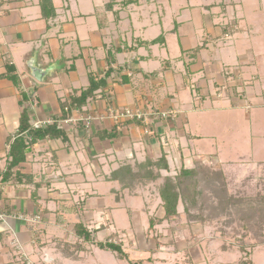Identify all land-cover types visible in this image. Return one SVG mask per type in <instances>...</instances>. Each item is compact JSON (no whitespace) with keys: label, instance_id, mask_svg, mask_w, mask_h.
<instances>
[{"label":"crops","instance_id":"1","mask_svg":"<svg viewBox=\"0 0 264 264\" xmlns=\"http://www.w3.org/2000/svg\"><path fill=\"white\" fill-rule=\"evenodd\" d=\"M196 1L204 15L196 7L190 27L167 29L165 22L148 26L145 18L119 17L125 9L115 16L105 0H52L49 17L40 0H0V175L11 161L24 111L32 123L48 119L63 133L37 139L10 179L0 176V264H24L14 238L33 260L46 251L53 259L48 264H107L94 244L99 217L106 211L112 221L127 224L125 214L134 210L126 199L140 186L158 187L169 172L196 168L204 157H215L226 170L264 168L258 110L264 108V0ZM156 38L163 39L152 42ZM33 64L45 71L42 80ZM109 68L106 84L74 107L72 98L89 87L90 76L100 80ZM231 68L237 81L230 86L240 88L237 95L221 94L218 87ZM125 107L177 113L151 124L114 120L110 109ZM87 114L94 116L89 127L82 119ZM226 141L237 147L234 154L224 152ZM162 156L169 169L155 167L161 174L155 180L129 188L111 178L123 165L136 171L137 164ZM78 223L92 231L94 243L78 238ZM252 255L254 264H264V248Z\"/></svg>","mask_w":264,"mask_h":264},{"label":"rangeland","instance_id":"2","mask_svg":"<svg viewBox=\"0 0 264 264\" xmlns=\"http://www.w3.org/2000/svg\"><path fill=\"white\" fill-rule=\"evenodd\" d=\"M105 1L106 9H116L115 16L125 9L119 17L123 14L145 18L148 26L154 23L158 25V21H161L159 24L165 22L167 29H174L181 24L184 27H190L191 24L187 22L190 20V14L200 6L193 3L197 2L196 0ZM109 4L112 5L111 8ZM219 4L224 2L220 3L219 0L217 5ZM190 9H192L191 12ZM199 9L204 15L203 8ZM134 41L139 43V40L134 39ZM235 72V68L226 71V81L218 87L221 94L223 91L229 93L234 90L237 95L240 87L230 86L231 81H237ZM258 110L259 117H264V108H258ZM252 113L256 114L255 111ZM244 118L246 117L242 120L244 132L249 133L247 131L249 120ZM260 120L264 121V119ZM226 145L227 141L223 147L224 152L234 154L237 147ZM242 145L244 148L248 147L246 143ZM215 159V157L209 159L204 157L201 161L202 165L195 168L197 174L193 182L195 180L197 185L194 188L197 192L195 193L196 201H188V206L185 201H180L177 217L165 219L151 228L152 219L164 216L163 201L159 196V186L153 183L145 186L141 184L142 186L126 199V202H129L127 209L130 205L134 210V214L132 211L125 214L127 224L122 227L115 218L112 221L104 211L98 221L102 227L95 230L96 242L112 238L115 242L122 243L130 253L131 260L138 262L137 264L164 262H168L167 264H254L253 252L255 249L264 248V168L245 167L226 170L224 165L222 166ZM168 174L175 176L176 172L172 171ZM76 219V217L71 218L69 222L73 224ZM98 223H90V225L94 227ZM112 224L115 226L114 229L111 228ZM99 250L102 252L101 255H104H100L104 263L132 264L118 259L112 251ZM156 256H160L161 259H155ZM156 260L158 262H155Z\"/></svg>","mask_w":264,"mask_h":264},{"label":"trees","instance_id":"3","mask_svg":"<svg viewBox=\"0 0 264 264\" xmlns=\"http://www.w3.org/2000/svg\"><path fill=\"white\" fill-rule=\"evenodd\" d=\"M43 14L49 17L55 13L52 0H40ZM112 5L109 4V8ZM163 38H156L152 42H158ZM143 43V42H142ZM121 47H116V51H122ZM114 60V53L112 49L108 50L107 61L111 64ZM10 71L14 70L13 66L9 67ZM113 68H109L104 78L97 80L93 75L90 76L89 87L82 92L78 97H73L72 105L74 107L81 108L85 105L90 97L95 95V92L106 84L107 77L112 73ZM69 111V110H68ZM70 113V111L68 112ZM141 122V121H140ZM55 122L51 123L44 128H34L32 122L29 120L26 111L22 113L20 120V134L15 138L11 144L10 156L11 161L8 164L7 169L0 175L3 181L10 179L13 173V168L26 158V152L32 144L39 138H43L47 135L55 134L56 136H63V133L57 129ZM62 131V130H61ZM139 169L134 170L132 165L126 164L115 170L111 176L112 179L119 180L124 187H135V184L139 182L145 183L146 181L155 180L161 176L160 172H155V167L169 169V164L166 156H162L157 161L147 160L142 164H137ZM197 171L195 168L182 167L175 176L167 175L164 177L163 183L159 186V193L163 201L164 216L157 219H152L150 227H154L156 223H161L165 219H173L179 215L178 205L180 201H185L188 206V201L195 202L194 189L196 181L193 178L196 176ZM189 179V181H188ZM188 210V209H187ZM75 231L79 239L84 242L94 243L92 231L83 223H78L75 226ZM78 248H81V244H76ZM96 245L104 250H110L117 254L118 258L128 260L132 264H137L130 259L129 253L124 249L122 243L115 242L112 239H106L105 241L96 242ZM141 261V260H140ZM139 261V262H140Z\"/></svg>","mask_w":264,"mask_h":264},{"label":"built area","instance_id":"4","mask_svg":"<svg viewBox=\"0 0 264 264\" xmlns=\"http://www.w3.org/2000/svg\"><path fill=\"white\" fill-rule=\"evenodd\" d=\"M111 116L116 121H123V120H138L147 124H151L153 119H156V117H161L163 119H174L176 116L177 111L176 110H164L161 112H146L144 110L138 109V108H132V107H125V108H111L110 109ZM82 119L85 120L86 126L89 127L92 120L94 119V116L91 114H87L82 116ZM69 120H74L73 118H70ZM53 123L51 120H36L34 121L33 127L34 128H44L47 127ZM0 218L5 220V215L0 210ZM13 245L17 250H19L18 254L24 264H48L53 259L50 256V254L46 251L42 252L40 254V257L37 260L31 259L27 253L23 252V247L20 241L17 238H14L12 240Z\"/></svg>","mask_w":264,"mask_h":264},{"label":"water","instance_id":"5","mask_svg":"<svg viewBox=\"0 0 264 264\" xmlns=\"http://www.w3.org/2000/svg\"><path fill=\"white\" fill-rule=\"evenodd\" d=\"M30 66H31V68H32V71H33L34 76H35L37 79L42 80L45 71H43L42 69H40V68L34 66V64H33V65H30Z\"/></svg>","mask_w":264,"mask_h":264}]
</instances>
